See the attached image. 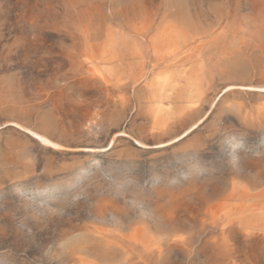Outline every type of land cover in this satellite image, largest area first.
I'll use <instances>...</instances> for the list:
<instances>
[{
	"label": "rangeland",
	"instance_id": "obj_1",
	"mask_svg": "<svg viewBox=\"0 0 264 264\" xmlns=\"http://www.w3.org/2000/svg\"><path fill=\"white\" fill-rule=\"evenodd\" d=\"M249 86L264 0H0V264H264Z\"/></svg>",
	"mask_w": 264,
	"mask_h": 264
},
{
	"label": "clouds",
	"instance_id": "obj_2",
	"mask_svg": "<svg viewBox=\"0 0 264 264\" xmlns=\"http://www.w3.org/2000/svg\"><path fill=\"white\" fill-rule=\"evenodd\" d=\"M225 143L229 149L230 160L233 166H238L240 163V156L238 155L239 153H248L253 151L251 146H249L243 138L237 137L235 135L226 137ZM255 155L259 156L260 153L255 152ZM196 171L201 174L203 173V169L199 165L196 166ZM181 178L184 180H188L190 178V175L188 172H184L181 173ZM159 183L160 178L155 177L153 180V186H156ZM170 183L177 184L179 183V179L173 178ZM20 194L24 195L25 193L21 192ZM130 203L133 208L138 209L140 211L141 215H148V212L145 209L144 202L142 200L133 199L130 201Z\"/></svg>",
	"mask_w": 264,
	"mask_h": 264
},
{
	"label": "bare ground",
	"instance_id": "obj_3",
	"mask_svg": "<svg viewBox=\"0 0 264 264\" xmlns=\"http://www.w3.org/2000/svg\"><path fill=\"white\" fill-rule=\"evenodd\" d=\"M247 87V86H246ZM248 88V87H247ZM249 88L251 89H257L260 90L262 92H264V86H249ZM201 121H199L198 123L193 124V126H191L190 128L187 129V131L184 132V135H186L193 127H196L197 124H199ZM6 125H14L18 128H21L22 130H24L25 132H27L28 134H30L32 137L36 138L40 143L49 146V147H54V148H59L61 147V145L59 143H57L56 141L52 140L50 137H48V135L35 130L31 127L25 126L19 122L16 121H10V122H6L4 123L1 127L6 126ZM139 143H142L138 140ZM143 144V143H142Z\"/></svg>",
	"mask_w": 264,
	"mask_h": 264
}]
</instances>
